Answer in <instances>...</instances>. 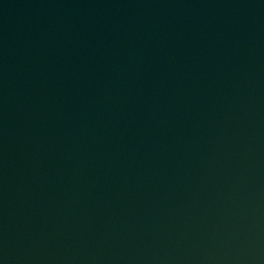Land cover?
I'll return each instance as SVG.
<instances>
[{
  "label": "water",
  "instance_id": "95a60500",
  "mask_svg": "<svg viewBox=\"0 0 264 264\" xmlns=\"http://www.w3.org/2000/svg\"><path fill=\"white\" fill-rule=\"evenodd\" d=\"M0 264H264V0H146L2 98Z\"/></svg>",
  "mask_w": 264,
  "mask_h": 264
}]
</instances>
